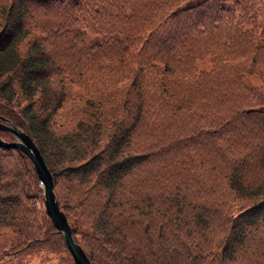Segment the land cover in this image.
Instances as JSON below:
<instances>
[{
  "label": "trees",
  "instance_id": "trees-1",
  "mask_svg": "<svg viewBox=\"0 0 264 264\" xmlns=\"http://www.w3.org/2000/svg\"><path fill=\"white\" fill-rule=\"evenodd\" d=\"M0 117L91 264H264V0H0ZM41 191L0 146V264L67 251Z\"/></svg>",
  "mask_w": 264,
  "mask_h": 264
},
{
  "label": "water",
  "instance_id": "water-1",
  "mask_svg": "<svg viewBox=\"0 0 264 264\" xmlns=\"http://www.w3.org/2000/svg\"><path fill=\"white\" fill-rule=\"evenodd\" d=\"M0 131L9 133L13 139L4 140L0 137V146L16 148L31 161L37 175L39 186L42 188L44 211L52 226L61 235L65 248L74 264H91L84 249L71 234L70 226L64 212L60 209L58 199L53 190V180L44 158L32 138L25 131L14 127L6 118L0 117Z\"/></svg>",
  "mask_w": 264,
  "mask_h": 264
},
{
  "label": "rangeland",
  "instance_id": "rangeland-1",
  "mask_svg": "<svg viewBox=\"0 0 264 264\" xmlns=\"http://www.w3.org/2000/svg\"><path fill=\"white\" fill-rule=\"evenodd\" d=\"M2 139L7 140V141H11L13 138L10 136H6L3 137ZM24 171H27V167H24ZM23 172V168L21 169V174ZM24 172V173H25ZM59 182L61 184V186L59 187L61 193L63 195H65L67 193V188L71 187L74 188L76 186V184H72V183H68L66 180L67 179H63L62 177H59ZM40 187V186H39ZM42 190V188H41ZM37 198H33L32 201V205L36 208V209H44L43 206V194L41 191V195H37ZM7 234V236L12 235V231L11 230H7V229H2L1 233H5ZM13 237V236H12ZM23 261H28L31 264H72V259L70 257V255L68 254V252L66 250H60V251H50L47 248H38L32 251H29L23 258Z\"/></svg>",
  "mask_w": 264,
  "mask_h": 264
}]
</instances>
